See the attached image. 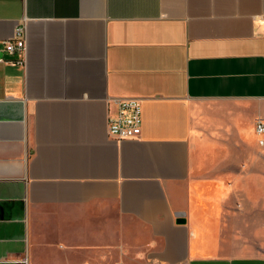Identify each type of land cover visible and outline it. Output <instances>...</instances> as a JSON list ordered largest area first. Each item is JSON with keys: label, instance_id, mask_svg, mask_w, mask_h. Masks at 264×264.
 Returning a JSON list of instances; mask_svg holds the SVG:
<instances>
[{"label": "crops", "instance_id": "obj_1", "mask_svg": "<svg viewBox=\"0 0 264 264\" xmlns=\"http://www.w3.org/2000/svg\"><path fill=\"white\" fill-rule=\"evenodd\" d=\"M258 117L264 0H0V264H264Z\"/></svg>", "mask_w": 264, "mask_h": 264}, {"label": "built area", "instance_id": "obj_2", "mask_svg": "<svg viewBox=\"0 0 264 264\" xmlns=\"http://www.w3.org/2000/svg\"><path fill=\"white\" fill-rule=\"evenodd\" d=\"M25 38L26 28L22 19L15 27L12 38L4 40V49L9 53L19 55L13 62L24 63ZM141 125L142 109L139 99L134 97L114 98V108L109 111L107 117L108 135L116 140L136 138L141 133ZM255 132L258 135V143L264 144V120L262 118H256ZM115 264L122 263L116 262Z\"/></svg>", "mask_w": 264, "mask_h": 264}, {"label": "rangeland", "instance_id": "obj_3", "mask_svg": "<svg viewBox=\"0 0 264 264\" xmlns=\"http://www.w3.org/2000/svg\"><path fill=\"white\" fill-rule=\"evenodd\" d=\"M116 259L117 258L114 256V254L109 253V257L106 261L103 260V262H101L100 258H98L96 259V264H114ZM143 264H150V261L146 260L143 262Z\"/></svg>", "mask_w": 264, "mask_h": 264}]
</instances>
